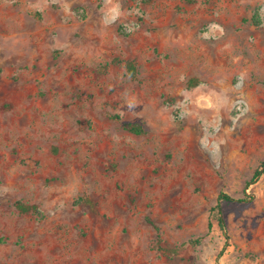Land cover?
I'll return each mask as SVG.
<instances>
[{
  "label": "rangeland",
  "instance_id": "rangeland-1",
  "mask_svg": "<svg viewBox=\"0 0 264 264\" xmlns=\"http://www.w3.org/2000/svg\"><path fill=\"white\" fill-rule=\"evenodd\" d=\"M0 264H264V0H0Z\"/></svg>",
  "mask_w": 264,
  "mask_h": 264
},
{
  "label": "trees",
  "instance_id": "trees-1",
  "mask_svg": "<svg viewBox=\"0 0 264 264\" xmlns=\"http://www.w3.org/2000/svg\"><path fill=\"white\" fill-rule=\"evenodd\" d=\"M126 67H127V70H128V74L132 77L135 76L136 74V67L134 65L133 62H127L126 63ZM200 82L198 80H193L190 82L189 84V88H192V87H195L199 84ZM118 118V117H117ZM125 127L126 129L133 133V134H142L144 132V129L142 128V126L140 125H133V124H125ZM261 173L259 171L256 172V174L254 175V178H257L259 177ZM221 200H225L227 202H231V201H234L233 198H231L230 196H227L225 194H221L220 198H219V201ZM219 204L217 206V208H219ZM220 227H222V229L224 230L225 229V226H224V222L222 219H220ZM158 243L162 246V249L165 250L166 252H169V253H173L174 251L172 249H170L166 244H164L162 241H161V238L160 236L158 235Z\"/></svg>",
  "mask_w": 264,
  "mask_h": 264
}]
</instances>
